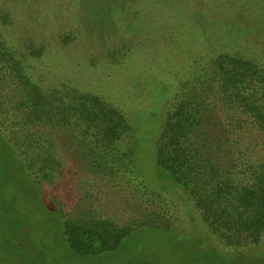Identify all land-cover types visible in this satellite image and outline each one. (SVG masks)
<instances>
[{
	"label": "trees",
	"instance_id": "1",
	"mask_svg": "<svg viewBox=\"0 0 264 264\" xmlns=\"http://www.w3.org/2000/svg\"><path fill=\"white\" fill-rule=\"evenodd\" d=\"M78 13L93 25L90 6ZM2 19L7 22L5 15ZM61 41L67 43V37ZM44 52L42 44L31 41L18 48L0 33V131L15 145L45 204L54 208L68 199L74 177L82 173L90 182L105 181V205L126 217L123 223L63 221L71 249L108 250L137 227L175 219L172 194L185 198L222 246L259 244L264 237V62L218 51L172 86V99L162 86L157 101L164 111L134 119L124 104L72 81L45 88L34 72ZM139 122L153 128L140 132ZM143 140L151 144L156 188L138 164Z\"/></svg>",
	"mask_w": 264,
	"mask_h": 264
},
{
	"label": "rangeland",
	"instance_id": "2",
	"mask_svg": "<svg viewBox=\"0 0 264 264\" xmlns=\"http://www.w3.org/2000/svg\"><path fill=\"white\" fill-rule=\"evenodd\" d=\"M116 1L119 6L112 0H0V33L18 48L30 41L44 46L34 72L45 88L72 81L124 104L134 119L164 111L158 93L172 99V86L218 51L264 62V0ZM87 5L94 26L78 13L88 12ZM139 126L140 132L153 128ZM140 145L138 164L156 188L150 141ZM73 184L65 203L45 204L0 131V264H264V237L259 247L222 246L185 198L173 194L175 219L137 227L111 249L76 252L62 233L63 221L123 223L126 217L105 205L109 189L102 179L90 182L81 173Z\"/></svg>",
	"mask_w": 264,
	"mask_h": 264
}]
</instances>
